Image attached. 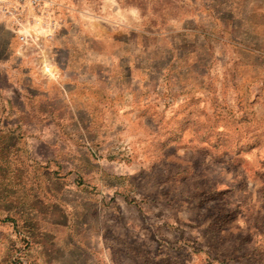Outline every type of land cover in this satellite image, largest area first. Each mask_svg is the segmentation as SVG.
<instances>
[{"label":"rangeland","instance_id":"1","mask_svg":"<svg viewBox=\"0 0 264 264\" xmlns=\"http://www.w3.org/2000/svg\"><path fill=\"white\" fill-rule=\"evenodd\" d=\"M0 118V264H264V0H0Z\"/></svg>","mask_w":264,"mask_h":264},{"label":"trees","instance_id":"2","mask_svg":"<svg viewBox=\"0 0 264 264\" xmlns=\"http://www.w3.org/2000/svg\"><path fill=\"white\" fill-rule=\"evenodd\" d=\"M22 136H23V131L21 130V126L17 127V131L14 129L13 130L7 129L5 127V124L1 121L0 118V149H2L3 153H5L6 149L8 148L7 145L10 144V141L12 140L13 137H15L19 141L22 138ZM57 168H58L57 170L47 169V172L43 173L44 176L45 175L47 176V190H49V193L52 196L53 200L57 201L54 204H57L60 207L70 208L71 207L70 204L72 201L69 198L72 197V200H75L79 192L83 193L85 191V188L82 186L83 183L81 178L79 179L78 183L75 184V186H73V184H67L65 186L61 180V176L59 175L63 172L64 169L63 164L58 163ZM73 168L76 169V166L73 165ZM73 170L71 169L69 170V172ZM77 172L81 173L80 170H78ZM107 176L108 178L111 177V179L115 178V175L113 176L107 175ZM35 179L37 181V177ZM18 184L20 185L21 183ZM37 188H39V186L35 183V189ZM21 189L24 192L25 188L21 187Z\"/></svg>","mask_w":264,"mask_h":264},{"label":"bare ground","instance_id":"3","mask_svg":"<svg viewBox=\"0 0 264 264\" xmlns=\"http://www.w3.org/2000/svg\"><path fill=\"white\" fill-rule=\"evenodd\" d=\"M43 30L40 26L39 22H36L34 24H26L22 29L20 30V33L23 34V36L26 39H34L39 34H42ZM44 61V60H43Z\"/></svg>","mask_w":264,"mask_h":264}]
</instances>
